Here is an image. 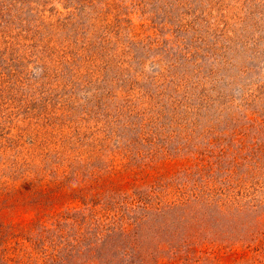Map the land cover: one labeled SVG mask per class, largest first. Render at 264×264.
Segmentation results:
<instances>
[{
  "label": "rangeland",
  "instance_id": "374dc122",
  "mask_svg": "<svg viewBox=\"0 0 264 264\" xmlns=\"http://www.w3.org/2000/svg\"><path fill=\"white\" fill-rule=\"evenodd\" d=\"M0 264H264V0H0Z\"/></svg>",
  "mask_w": 264,
  "mask_h": 264
}]
</instances>
